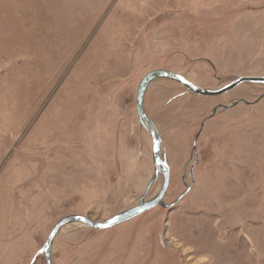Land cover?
Wrapping results in <instances>:
<instances>
[{
    "label": "rangeland",
    "instance_id": "obj_1",
    "mask_svg": "<svg viewBox=\"0 0 264 264\" xmlns=\"http://www.w3.org/2000/svg\"><path fill=\"white\" fill-rule=\"evenodd\" d=\"M154 69L206 89L264 76V0H0V264H29L66 215L103 221L138 203L154 168L135 94ZM263 94L152 80L162 201L190 189L110 228L63 226L52 264H264V96L205 120Z\"/></svg>",
    "mask_w": 264,
    "mask_h": 264
},
{
    "label": "water",
    "instance_id": "obj_2",
    "mask_svg": "<svg viewBox=\"0 0 264 264\" xmlns=\"http://www.w3.org/2000/svg\"><path fill=\"white\" fill-rule=\"evenodd\" d=\"M157 78H165L169 79L171 81H174L181 86L185 87L188 91L202 95V96H210V97H215V96H220L222 94H225L226 92L234 89L236 86H238L241 83L248 82V83H253V84H261L264 85V76H237L231 81L227 82L226 84L215 88V89H206L202 88L195 83L189 81L185 76L180 75L178 73L164 70V69H154L149 72H147L140 80L138 83L137 89H136V94H135V110L137 113V116L140 120L141 123L146 125L148 128L151 138H152V145H151V154H152V163H153V168H154V178L151 179L147 185L145 193L140 196L138 203L130 208H126L117 214L111 216L110 218H107L103 221H95L90 219L87 216L83 215H78V214H69L61 219H59L54 226L51 228L49 231L42 247L34 254L32 259L30 260L29 264H34L35 260L39 255H42L45 261V264H52L51 261V247L53 240L55 236L58 234L60 229L70 223H80L85 225L86 227L90 229H96V230H102L106 228H110L113 226H116L118 224H121L127 220H130L141 213L150 210L156 206H161L165 208H170L172 207L175 203L182 198L185 193L190 189V186H187L185 191L176 199L174 200L171 204H165L162 199L165 194V191L167 189L168 183H169V176H170V169L167 164V161L165 159V156H162L160 158L159 153L161 149V139L160 136L157 132V129L151 119L146 115L144 109H143V95L145 92V89L147 85L154 79ZM264 96L261 95L257 99H255L253 102H247L245 100H237L233 102L229 106H224V105H218L215 106L212 110V112L205 118V120L211 118L213 114L216 112L217 109L219 108H230L234 107L238 103H243L247 105L255 104L257 103L262 97ZM204 120V122H205ZM204 122L201 124V128L203 127ZM201 128L197 134L199 135ZM197 136L194 140L193 143V149L195 148V143ZM161 174L162 175V185L158 191V193L154 197H147V191L150 188V186L153 184L155 181V177Z\"/></svg>",
    "mask_w": 264,
    "mask_h": 264
},
{
    "label": "bare ground",
    "instance_id": "obj_3",
    "mask_svg": "<svg viewBox=\"0 0 264 264\" xmlns=\"http://www.w3.org/2000/svg\"><path fill=\"white\" fill-rule=\"evenodd\" d=\"M198 262V261H197Z\"/></svg>",
    "mask_w": 264,
    "mask_h": 264
}]
</instances>
